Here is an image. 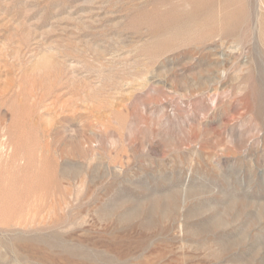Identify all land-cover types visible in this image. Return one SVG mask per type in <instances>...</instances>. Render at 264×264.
Returning <instances> with one entry per match:
<instances>
[{"label": "rangeland", "instance_id": "rangeland-1", "mask_svg": "<svg viewBox=\"0 0 264 264\" xmlns=\"http://www.w3.org/2000/svg\"><path fill=\"white\" fill-rule=\"evenodd\" d=\"M0 264H264V0H0Z\"/></svg>", "mask_w": 264, "mask_h": 264}]
</instances>
